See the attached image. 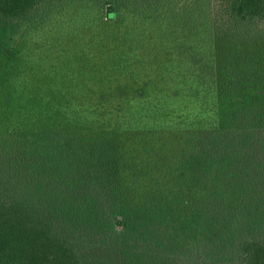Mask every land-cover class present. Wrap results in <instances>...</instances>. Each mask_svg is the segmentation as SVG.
Segmentation results:
<instances>
[{
    "label": "trees",
    "instance_id": "1",
    "mask_svg": "<svg viewBox=\"0 0 264 264\" xmlns=\"http://www.w3.org/2000/svg\"><path fill=\"white\" fill-rule=\"evenodd\" d=\"M66 5L90 13L68 67L41 56L22 95L32 34ZM262 31L264 0H0V264H165L197 244L264 264ZM133 142L149 186L123 185Z\"/></svg>",
    "mask_w": 264,
    "mask_h": 264
},
{
    "label": "rangeland",
    "instance_id": "2",
    "mask_svg": "<svg viewBox=\"0 0 264 264\" xmlns=\"http://www.w3.org/2000/svg\"><path fill=\"white\" fill-rule=\"evenodd\" d=\"M90 18V13L87 9H68V5H66L63 9H60V14L54 20L56 23L55 26L51 27L49 30H44V32L34 33L32 34V44H37L36 48L30 49L29 51H25V59L27 60V73L24 75L16 84V87L21 91L23 95V88L28 86V83L32 80L37 82L38 77L44 74V69L46 65L40 60V57L46 58V53L52 52L54 54H59L56 57V60L61 61L63 58V66L64 70L68 67V32L72 31L76 26H80L83 22ZM262 34L264 32L262 31ZM169 35V34H168ZM43 68V70H41ZM41 70V71H40ZM178 130H166L163 135L170 136L172 134L176 135ZM1 135V134H0ZM125 154L133 157V164L135 165L137 170L135 173L131 171H127L123 173V185L124 186H149L150 178L153 173L156 172L157 164H153L154 161L149 157L148 153H145L142 146L139 142L130 143L125 148ZM168 154V153H167ZM167 154H163L166 156ZM173 154V153H171ZM8 153L6 151H1L0 149V160L4 163V166H8L10 163V157H8ZM169 156V155H168ZM167 158V157H166ZM115 160V159H114ZM114 160L109 161L105 160L102 162L103 168L105 170L111 169L110 172L114 177V180L118 178L119 170L117 169L113 171L112 164H115ZM166 163L165 161H162ZM157 163H159L157 161ZM113 169V170H112ZM143 188V187H140ZM147 188V187H145ZM149 190V189H147ZM61 226H59V229ZM68 233L70 235H68ZM64 234L67 236H81L84 238V241H81L83 251L88 255H96L101 250L111 252L115 249L111 245L109 241L101 242L98 239V235L96 233H91L88 231H80L74 234V232L68 231V229L64 230ZM91 237L88 241H85L86 238ZM142 244V243H141ZM191 248L190 254L192 257L188 258H180L179 253H173L170 256H163L160 262H165V264H231L233 262H237V258L230 257L226 261H221L224 257L219 250L216 248L208 249L203 247L200 244H197L193 248ZM225 250H229V248L221 249V252H225ZM203 254V260L200 256Z\"/></svg>",
    "mask_w": 264,
    "mask_h": 264
}]
</instances>
